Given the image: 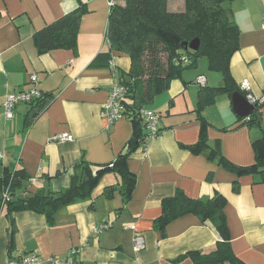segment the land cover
<instances>
[{
  "label": "crops",
  "instance_id": "1",
  "mask_svg": "<svg viewBox=\"0 0 264 264\" xmlns=\"http://www.w3.org/2000/svg\"><path fill=\"white\" fill-rule=\"evenodd\" d=\"M123 4L122 0H115ZM110 0H0V175L4 169H23L29 176L26 191H59L68 186L73 165L81 158L93 165L110 163L125 152L133 134V122L124 115L109 123L103 113L114 85L121 84L129 70V58L122 52L109 57L105 38ZM84 3L74 49H53L39 54L33 34ZM184 0H167L169 11H181ZM229 17L237 25L239 48L230 60V73L240 88L248 82V92L264 93V0H232ZM110 58V59H109ZM185 69L172 79L168 89L143 108L155 110L159 131L146 147L143 142L126 162L135 176L130 200L122 201L119 177L104 173L90 200H80L57 210L52 224L32 211L6 215L0 210V264L21 255L35 254L32 264H53L50 258L65 257L76 250L79 264H193L190 258L175 260L189 251L207 252L218 239L209 224L183 215L165 227L162 237L153 228L164 197L181 189L190 198H209L215 193L226 199L224 208L234 255L244 264H264V184L256 175L237 177L220 165L211 149L239 166L254 161L252 140L264 130L247 124L233 107L232 93H220L203 116L209 125V149L193 153L187 146L199 138L196 113L197 93L202 75L205 86H221L222 77L208 68V62ZM36 87L50 94L47 106L29 121V105L18 103L7 119L3 102L7 93L23 90L30 75ZM264 121V103L254 105ZM255 110V109H254ZM264 129V124L262 126ZM145 134L144 129H142ZM61 133L71 140L52 138ZM239 190L232 191V183ZM114 185L111 197L103 193ZM25 194H21V197ZM108 223L107 228L100 227ZM143 237L144 248L135 252V234ZM223 264H231L225 262Z\"/></svg>",
  "mask_w": 264,
  "mask_h": 264
},
{
  "label": "trees",
  "instance_id": "2",
  "mask_svg": "<svg viewBox=\"0 0 264 264\" xmlns=\"http://www.w3.org/2000/svg\"><path fill=\"white\" fill-rule=\"evenodd\" d=\"M123 4L112 0L106 24L105 38L108 50L99 56L109 57L111 52L125 53L129 58V70L121 81L126 89L122 100L124 115L133 122V134L127 142L125 152L119 153L113 161L93 165L81 158L71 169L69 184L59 191H26L29 176L23 169H4L0 175V210L5 207L6 215L19 211H32L45 216L52 224L57 210L80 200H90L93 190L106 172L119 177L118 189L123 203H127L135 187V176L127 168L129 155L141 142L145 134L138 119L141 108L150 104L154 97L168 89L172 79L179 78L188 68L196 66L201 58L208 62V68L221 74V86H205L197 93L196 113L200 121L199 138L187 146L191 152L200 153L209 149L206 129L209 125L203 116L207 106L214 103L220 93L231 94L239 91L230 73V60L239 48L240 31L229 17L228 4L232 0H184L181 11H169L167 0H122ZM87 12L86 5L78 6L46 25L33 34L39 54L53 49H74L80 17ZM199 39V47L193 51L184 43ZM110 59V58H109ZM197 82V81H196ZM50 94L41 96L28 103L26 118L33 120L50 102ZM247 124L260 130L264 121L258 108L248 117ZM254 161L250 165L239 166L230 163L223 155L211 149L209 154L216 156L220 165L237 177L256 175L264 184V132L252 140ZM115 186L104 189L106 197H111ZM239 190V183H232V191ZM7 192V198L3 193ZM25 196L21 197V194ZM225 197L215 193L209 198H190L181 189L171 196L164 197L160 204V215L153 221V228L163 237L165 227L171 221L186 215L195 216L203 225L209 224L217 232L218 239L212 250L207 252L189 251L175 262L190 258L193 264H244L233 253L230 245L229 228L224 208ZM74 264L77 263L75 259Z\"/></svg>",
  "mask_w": 264,
  "mask_h": 264
},
{
  "label": "built area",
  "instance_id": "3",
  "mask_svg": "<svg viewBox=\"0 0 264 264\" xmlns=\"http://www.w3.org/2000/svg\"><path fill=\"white\" fill-rule=\"evenodd\" d=\"M112 0H110L109 4H111ZM262 26L264 27V20L262 22ZM196 81L200 84L205 82V78L202 75L197 76ZM36 75H30L29 77V85L27 88L20 90L14 93H7L4 98L3 108L4 115L7 119H10L14 115V107L18 103L28 104L32 100L41 96L42 92L36 87ZM241 90L244 91L245 97L249 103L253 105H260L264 103V93L261 96H255L248 92V82L246 80L242 81L240 84ZM127 92L126 87L123 84L114 85L109 93V97L107 102L103 105V113L106 116V119L109 123H112L124 116V106L122 103L123 98L125 97ZM138 119L145 131V140L143 143V147L145 148L148 141L157 135L159 131V116L155 110L148 108H141L138 112ZM53 140L57 141H66L71 140L72 135L69 133H61L55 135ZM2 152L0 151V160L2 159ZM3 197L7 198V192L3 193ZM109 226L108 223L102 224L100 227L107 228ZM144 240L143 237L139 234H135L133 238V250L135 252L144 248ZM76 250H72L65 257H53L50 258L53 264H74V256ZM41 258L35 254L29 255H21L16 260H9L7 264H32L39 261Z\"/></svg>",
  "mask_w": 264,
  "mask_h": 264
},
{
  "label": "water",
  "instance_id": "4",
  "mask_svg": "<svg viewBox=\"0 0 264 264\" xmlns=\"http://www.w3.org/2000/svg\"><path fill=\"white\" fill-rule=\"evenodd\" d=\"M184 46L193 51H196L199 47V39L194 38L191 41L184 43ZM231 98L233 107L238 115L249 116L254 111L255 106L249 103L245 96L239 91L233 92Z\"/></svg>",
  "mask_w": 264,
  "mask_h": 264
},
{
  "label": "rangeland",
  "instance_id": "5",
  "mask_svg": "<svg viewBox=\"0 0 264 264\" xmlns=\"http://www.w3.org/2000/svg\"><path fill=\"white\" fill-rule=\"evenodd\" d=\"M201 63H206V59L205 58H203V61H201ZM244 96H245V94H244ZM246 98V97H245ZM69 184V183H68Z\"/></svg>",
  "mask_w": 264,
  "mask_h": 264
}]
</instances>
